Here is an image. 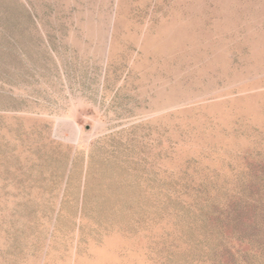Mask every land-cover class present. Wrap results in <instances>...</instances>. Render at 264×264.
Segmentation results:
<instances>
[{"label": "rangeland", "instance_id": "obj_1", "mask_svg": "<svg viewBox=\"0 0 264 264\" xmlns=\"http://www.w3.org/2000/svg\"><path fill=\"white\" fill-rule=\"evenodd\" d=\"M0 264H264V0H0Z\"/></svg>", "mask_w": 264, "mask_h": 264}]
</instances>
